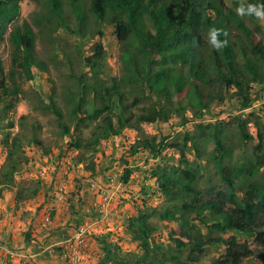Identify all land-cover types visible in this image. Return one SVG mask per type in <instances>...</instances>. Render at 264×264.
Returning a JSON list of instances; mask_svg holds the SVG:
<instances>
[{
	"label": "trees",
	"instance_id": "16d2710c",
	"mask_svg": "<svg viewBox=\"0 0 264 264\" xmlns=\"http://www.w3.org/2000/svg\"><path fill=\"white\" fill-rule=\"evenodd\" d=\"M23 1L0 0V49L13 26L8 69L0 56V145L6 151L0 166V199L6 191L15 192L17 204L38 196L39 179H20L32 163L29 153L34 149L55 159L57 168L68 164L63 151L53 156L52 146L40 138L43 126L37 119L22 115L16 122L11 117L28 93L20 75L31 83L39 72L46 80L41 77L42 90L33 92L37 107L54 116L66 151L75 153L71 167L82 165L94 176L95 156L103 143L126 130L137 134L128 154L148 153L139 160L146 165L153 161L151 175L144 174L156 190L152 185L142 188L144 199L136 214L126 217L124 235L116 240L110 232L91 235L102 251L100 264H200L218 247L223 251L213 255L210 264H244L249 258L264 264L263 23L237 16L240 0L232 6L225 0H89L88 11L70 0L73 27L62 0H48L38 24L49 33L62 30L85 39L92 34L90 19L98 29L89 54L69 43L53 42L52 56L45 61L38 57L32 26L27 21L15 24ZM107 26H112L118 42L115 75L108 71L102 41ZM211 26L228 32V45L222 50L207 42ZM194 37L198 48L192 47ZM52 68L64 78L62 94ZM258 103L261 109H256ZM214 106H227L229 112L216 114ZM174 118L181 129L172 134L144 130V125L168 124ZM135 171L126 166L119 184L129 186ZM93 182L87 185L91 191ZM154 196L162 202L151 204ZM91 215L103 216L97 210L83 212L77 227ZM157 222L173 225L166 240L157 237ZM246 235L263 243L260 252L238 237ZM71 236L56 247L61 256ZM125 238L137 249L125 251Z\"/></svg>",
	"mask_w": 264,
	"mask_h": 264
},
{
	"label": "crops",
	"instance_id": "0c3cea01",
	"mask_svg": "<svg viewBox=\"0 0 264 264\" xmlns=\"http://www.w3.org/2000/svg\"><path fill=\"white\" fill-rule=\"evenodd\" d=\"M121 140L120 136L106 142L101 153L108 162L97 165V173L94 176L82 165L71 167L69 161H67L68 164L63 163L60 168H57L58 171H55L51 160L45 158L47 166L42 171H47V181H41L42 189L37 197L17 204L15 192H5L4 198L0 199V264H68L56 247L62 245L64 242L62 240L66 236L73 234L77 227V220L80 219L83 212L91 213L96 210L93 208L95 193L89 190L87 185L90 181H98L101 185H107L110 179H114L113 169L107 171L104 169L117 163L111 162V159L114 158L112 154L119 150ZM115 145L116 147H114ZM110 153L111 156L108 155ZM72 154L75 155V153ZM142 155L148 156V153H141L129 160L133 159L135 166L146 168L145 162L139 160ZM130 166L134 168L132 164ZM136 171L133 178L137 175ZM33 175L36 177L35 174ZM138 178V180L134 179L129 186L115 187L112 212L109 216L91 215L85 218L81 225H89L93 231L92 234L110 232L115 240L122 237L126 217L136 214V206H139L144 199L143 195L141 197L142 188L152 185L153 191L156 190L154 182L150 181L151 184H149L145 175ZM62 187L67 193L68 205L58 193ZM137 191L140 192L137 193ZM149 201L153 205H158L162 199L154 196ZM52 212L51 224L44 227L46 215ZM27 235H30V241H27ZM93 242L99 252L97 264H100L102 251L99 245L95 241ZM47 252L50 254V258L45 260L43 256ZM95 259H90L88 264H95Z\"/></svg>",
	"mask_w": 264,
	"mask_h": 264
},
{
	"label": "rangeland",
	"instance_id": "374dc122",
	"mask_svg": "<svg viewBox=\"0 0 264 264\" xmlns=\"http://www.w3.org/2000/svg\"><path fill=\"white\" fill-rule=\"evenodd\" d=\"M78 3L88 11L89 9V0H77ZM226 3L229 6H232L233 1L235 0H225ZM63 2V11L66 12V14L70 17L71 19V24L74 27L76 24L75 18L73 17L72 14V7H71V1L70 0H62ZM48 9V0H25L21 4V15L16 20L15 24H21L24 21H27L33 28L35 34H36V50L39 59L49 61L51 56H52V50H53V42H61V43H69L72 46H77L79 47L85 55L89 54L90 48L93 43H95V39L92 36L94 32H96L93 19L89 20V29L92 30V34L89 35V37L85 39H80L77 37H72L69 36L67 33L63 32L60 30V32H57L56 34H51L49 33L47 28H44L38 24V21L41 20V14L44 11H47ZM262 26V32L264 34V22ZM12 25L9 27L6 35V40L3 42L1 49H0V56L3 60L4 66L6 69L10 67V54L12 51V46L9 41V33L12 29ZM105 37L102 40L104 47L106 49V52L108 54V59H107V67L108 71L110 74L115 75L118 72V42L116 40V36L114 34V30L112 26H107L105 28ZM59 47V46H57ZM61 57V56H60ZM52 73H53V79L57 82L59 85V94H62V88L61 86L64 85V78L57 72L54 68H52ZM38 79L35 82H26L25 77L21 74L20 79L22 83L24 84L25 90L28 92L25 94L22 98V100L19 102L17 105L16 112L11 116L12 119H14L16 122L19 121V118L22 115H26L30 117L29 119H37L41 125L43 126L42 131L40 132V138L45 142V144L48 146H52L53 152L52 155H57L60 151H63L65 153L66 159L70 162V159L72 158L73 154L69 151H66V139H62L60 137V130L55 122V118L53 115L44 113L40 111L37 107V97L35 96V93H33L35 90H42V86L40 83H42V80H46V76L37 72ZM43 77L41 80L40 78ZM215 108V113L220 114L221 111H227L229 112V109H226L227 106L224 107H217L214 106ZM260 103L256 105V109H261ZM250 112V110L248 111ZM226 116V115H225ZM209 117V116H208ZM181 129V127L178 126L177 124V118H174L170 123L168 124H162V125H144V130L149 133V134H155V133H163L164 135H169L172 134L174 131ZM15 132L18 131V127L14 130ZM253 131V130H252ZM137 134L133 131L126 130L124 134L121 136V144L119 146V150H117L113 155V159H111V162H117L116 164H112V167L105 168L104 170L107 171L109 169H113V174H114V179L116 181V185L119 184V175H121L126 168V166L132 164L137 170V175L133 179H139L138 177L148 174L149 176L151 175V169L153 168V161H149L148 164L146 165V168H140V166H135V162L132 160H129L132 156L128 154L130 145L134 142L136 139ZM58 145L55 143L59 142ZM123 143V144H122ZM106 143H103L102 149ZM114 145V144H113ZM116 147V145L114 146ZM51 155V156H52ZM111 156V153L108 154ZM29 156L32 159V163L25 167L24 170L21 173V178L20 179H39V181L46 182L47 181V171H42L46 168V160L45 157L42 156L41 150L34 149L32 152L29 153ZM6 157V151L3 149L0 145V166L3 164L4 160ZM96 163L97 165L101 164H106L108 160L105 159V156L102 155V153H98L96 156ZM47 158V157H46ZM145 158V157H144ZM192 158V156H191ZM109 159V157H108ZM146 159V158H145ZM193 159V158H192ZM55 161L51 160L53 163ZM124 161L128 162V164H124ZM143 161V160H142ZM50 162V164H51ZM109 161V163L111 164ZM145 162V161H144ZM134 163V164H133ZM204 166V163L202 164ZM139 167V168H137ZM41 169V171H40ZM140 169V170H138ZM103 170V171H104ZM55 171H58L57 169ZM41 172V173H40ZM44 174H43V173ZM145 173V174H144ZM35 174L36 177H33ZM149 180V184H151ZM98 183V181H94ZM99 184V183H98ZM101 185V184H99ZM140 191H137L139 193ZM142 197V195H141ZM159 226V232L157 233V237L159 235H162V239H167L168 236L171 233V230L173 229V225L162 223V222H157ZM204 231L205 228H203ZM241 240L247 239L250 241L252 244V248L255 249L256 251L260 252L261 247L263 246V243L261 241H256L255 238L251 235H246V236H238ZM158 239V238H157ZM122 246L125 251L129 250H136L137 249V244L132 243L129 241L127 238H125L122 241ZM97 246L96 244L92 241L90 244V248L87 251L86 258L83 262V264H88L90 259L96 258L94 263H98V255L99 252L97 251ZM223 251V248L218 247V248H213L208 255V257L204 258L200 264H210V258L213 255H218ZM244 264H259L258 261L255 258H249L247 259Z\"/></svg>",
	"mask_w": 264,
	"mask_h": 264
},
{
	"label": "built area",
	"instance_id": "2783aa9c",
	"mask_svg": "<svg viewBox=\"0 0 264 264\" xmlns=\"http://www.w3.org/2000/svg\"><path fill=\"white\" fill-rule=\"evenodd\" d=\"M54 169L56 170L57 167L54 166ZM115 187L123 188L121 184L116 185L114 179H110L107 185H99L98 183L93 182L91 186L92 191L95 193L93 208L99 211L103 216H109L112 212ZM58 193L68 205L69 202L65 188H60ZM51 222L52 216L49 213L44 219V227L49 226ZM92 232L91 227L87 224L75 228L71 238L65 244L66 252L61 256L66 263L83 264L92 242Z\"/></svg>",
	"mask_w": 264,
	"mask_h": 264
},
{
	"label": "clouds",
	"instance_id": "9594fccd",
	"mask_svg": "<svg viewBox=\"0 0 264 264\" xmlns=\"http://www.w3.org/2000/svg\"><path fill=\"white\" fill-rule=\"evenodd\" d=\"M236 15L244 18H254L259 22H264V3H246L245 0H240L235 9ZM228 32L224 29L211 26L207 29V42L215 50L219 51L228 45ZM224 37V39H221ZM198 41L194 37L192 47L198 48Z\"/></svg>",
	"mask_w": 264,
	"mask_h": 264
}]
</instances>
